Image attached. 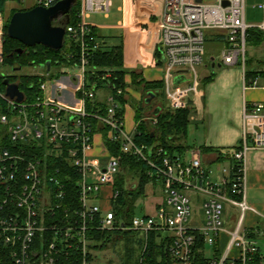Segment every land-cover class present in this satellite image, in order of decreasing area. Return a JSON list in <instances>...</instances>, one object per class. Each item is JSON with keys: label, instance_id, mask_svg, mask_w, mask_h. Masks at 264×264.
<instances>
[{"label": "built area", "instance_id": "built-area-1", "mask_svg": "<svg viewBox=\"0 0 264 264\" xmlns=\"http://www.w3.org/2000/svg\"><path fill=\"white\" fill-rule=\"evenodd\" d=\"M57 1L35 0L33 6L49 7ZM161 5L157 50L163 92L171 110L188 107L198 91L197 67L203 62L207 31L225 37L219 62L242 67L247 31L264 33V19L257 25L245 21V0H161ZM73 6V23L60 15L53 24L64 28L62 46L72 43L75 57L66 53L68 63L60 64L53 77L49 69L39 66L43 70L35 75L40 80L30 85L33 89L28 93L18 80L0 74L4 77L0 85V264H93L88 260V253L96 255L87 237L91 228L141 234L143 246L135 264H148L145 246L152 232L165 239L170 264H192L198 238L213 247L225 231L227 243L218 254L208 257L209 264H247L259 248L253 231L243 228L245 213L255 211L245 199L246 152L250 147L264 148V103L253 102L244 109L240 144L227 156V166L216 167L214 176L198 149H189L186 157L137 144L135 128L132 133L126 131L120 114L126 88L108 81L110 71L100 73L90 66L101 43L87 19L91 13L107 15L111 0H74ZM258 7L264 13V4ZM2 18L0 12V65ZM260 75L251 80L252 86ZM175 77L183 81L177 83ZM4 80L18 85L21 100L6 93ZM102 89L106 94L98 101L97 92ZM94 122L105 129L108 141L118 142L122 152L146 163L148 184L157 185L163 196L153 213L134 214L128 224L115 219L112 201L118 191L110 186L120 172L121 156L105 149L104 163L91 157ZM55 163L58 166H53ZM63 166L76 176L79 205L70 212L62 207L63 181L71 178ZM104 186L111 189L105 206L101 202ZM225 205L237 210L234 226L228 230L223 218ZM194 206L203 210V220ZM233 249L236 254L231 255Z\"/></svg>", "mask_w": 264, "mask_h": 264}, {"label": "crops", "instance_id": "crops-1", "mask_svg": "<svg viewBox=\"0 0 264 264\" xmlns=\"http://www.w3.org/2000/svg\"><path fill=\"white\" fill-rule=\"evenodd\" d=\"M123 6L118 7L122 11L123 18L118 21L122 27L123 35V69L126 71L124 81L126 86V102L123 108V125L126 131L133 132L136 126L134 109L127 106L130 96L133 95V101L140 102L144 105H149L153 99H156V92L150 98V102H144L148 97L141 99L140 91L145 82L160 81L163 76L162 62L158 60V41L160 29L158 27V19L161 13L162 5H150L141 3V0H122ZM161 1V0H160ZM33 7V6H32ZM31 8V7H29ZM208 66V65H207ZM246 68L240 64L226 65L221 64L220 67H215L214 70H209L207 67L199 72V87L197 93L191 100L192 109L188 115V128L191 127L194 131H199V126H203L202 130L203 141H199L190 146L194 149L199 147H210L211 150L202 152V162L210 168L212 163L226 165L229 163L227 156L240 144V138L243 131V111L253 102L264 103V85L260 84V80L264 81V74H261L257 79V85L252 86L251 80L256 76L253 72L258 70H247L249 73L245 75ZM211 76L208 82L204 79ZM134 79H142L143 82L135 83ZM183 80L181 79L180 82ZM179 82V83H180ZM135 84L139 89H134L131 92V86ZM103 89L97 92L98 101H102L104 95ZM132 93V94H131ZM164 94V92H163ZM163 98L164 95H163ZM167 105L166 99L164 100ZM160 107L159 105L152 106L144 118H151L153 109ZM130 110L129 123L126 124V109ZM97 130L94 134V146L90 151L91 157L99 163H104L106 159L105 147L103 143V127L97 124ZM187 128V133H188ZM188 135L186 134L185 141ZM200 150V149H199ZM217 150H220L221 159H218ZM187 152V151H186ZM186 152L183 154L186 156ZM216 169V168H215ZM213 174L212 176H214ZM149 185V184H147ZM109 192V187L102 188L103 199L102 205L107 203L106 197ZM160 192V197L154 198L153 201H147L146 209H151V213L155 211V207L162 201L163 196ZM245 199L248 205L254 208L255 211L248 210L244 215L243 228L253 231L252 237L255 239L259 255L264 261V148L250 147L246 152V173H245ZM226 208V209H225ZM237 216V210L230 205L224 206L223 218L226 230L234 226V221ZM228 235L225 231L218 236V243L215 247L220 250L225 247ZM212 254L215 253L214 246ZM216 248V249H217ZM205 253V251H204ZM218 254L219 251H216ZM231 255L236 254L233 249Z\"/></svg>", "mask_w": 264, "mask_h": 264}, {"label": "trees", "instance_id": "trees-1", "mask_svg": "<svg viewBox=\"0 0 264 264\" xmlns=\"http://www.w3.org/2000/svg\"><path fill=\"white\" fill-rule=\"evenodd\" d=\"M6 0H0V12L4 11V3ZM28 8H23L19 10H24ZM11 14L4 22V41H3V59L2 65L5 67H10L12 69L23 68L31 65L42 66L47 71L49 69V76L53 77L57 72L60 64L68 63V59L65 57L66 53H71L73 57L76 56V47L72 43L65 42L64 45L58 49L54 50L43 45H35L33 47H26L19 41L9 38L6 35V28ZM75 12L76 7H72L69 11L67 21L73 23L75 21ZM93 35L96 39L100 40L101 47L92 55L90 59V66L97 67L99 72H103L107 68H112L113 77L109 78L108 81L115 84L116 86L126 88L127 84L124 81L125 70L123 69V53L122 45H106L103 40H101V35L97 33L96 29L93 28ZM210 35L217 41L223 42L225 37L222 33H215L210 31ZM262 40V33L256 29H249L246 35V41L251 43L259 44ZM21 48L22 51L20 54L17 53V49ZM161 61L160 58H158ZM47 62L50 63L49 68L47 67ZM246 63V61H245ZM249 72L245 70V75L247 76ZM255 75L258 73L264 74V71L253 72ZM8 80H18L20 88L25 91V93L30 92L33 88H30V85L35 86L40 77L34 74L20 73V74H9L5 76ZM4 77L0 76V85H2V80ZM211 76L207 77L205 82L211 80ZM135 83L139 84L143 82L142 79L136 81ZM142 90L145 91H154L156 92V97L162 96L163 98V84L162 80L154 82H145ZM165 97V96H164ZM127 100L122 99L121 102L124 104ZM90 104H88L87 109L91 110ZM143 104L138 103L135 105V132L133 134L134 141L141 145H146L152 150L161 148L165 153L169 155L179 154L183 155L186 151L191 149L190 146L185 144V138L188 128V115L192 109V105L189 104L188 107L184 109L171 110L166 104L160 105L159 111L154 115L156 121L153 122L152 118H144L143 114ZM120 114H123V110L120 111ZM95 127L97 123L94 122ZM97 130V127L95 128ZM103 131V142L111 154H116L121 156L120 172L116 175L113 183L111 184V189L118 191V196L115 200L112 201L113 211L115 214L116 220H123L126 224L129 223L131 217L135 214V209L137 207L138 200L144 196L145 186L149 182L147 177V165L144 161L137 159L133 155L122 152L118 142H110L105 137V129ZM237 147H235L236 149ZM200 152H207L210 147H199ZM218 159H221L220 150ZM53 166H58L56 163ZM62 167V165H61ZM65 172L71 174V178L65 179L64 190L65 196L62 199L63 209H68L70 212L72 208L78 207V197H77V188L75 174L71 169L64 167ZM109 187V186H108ZM109 187V192H110ZM108 192V193H109ZM123 231L119 230H95L93 228L89 229L87 232V237L89 239V246L92 250L100 251L106 248L107 244L110 242L112 235L115 234L118 236ZM128 232V231H124ZM160 234L150 233L147 236V242L145 246V255L148 264H170L169 255L166 250L165 239L160 238ZM218 243V242H217ZM216 243V245H217ZM143 239L140 236L137 239L138 253L136 257H133L134 251L130 248H127L126 256H119L118 264H135L137 257L142 249ZM205 244L202 242L201 238H198L197 243L193 250V263L192 264H209V258L205 256ZM215 247L214 250L219 251L220 248ZM95 255L88 253L89 262L92 261L93 264H109V263H96ZM241 264V263H235ZM247 264H264L259 252L254 254Z\"/></svg>", "mask_w": 264, "mask_h": 264}, {"label": "rangeland", "instance_id": "rangeland-1", "mask_svg": "<svg viewBox=\"0 0 264 264\" xmlns=\"http://www.w3.org/2000/svg\"><path fill=\"white\" fill-rule=\"evenodd\" d=\"M35 0H6L4 3V12L2 13V27L4 28V22L5 19L8 18L9 14L13 10H19L23 8H29L32 7ZM141 3H148L150 5H159L161 3L160 0H141ZM258 4H264V0H245V21L249 24L257 25L261 23L264 19V13L261 8L258 7ZM123 6L122 0H111V7L107 15H105L104 12H96L91 13L90 17L87 19L90 24L94 26L97 33L101 35V40L105 42L106 45H119L123 43V35H122V27H120L118 24L119 20H122L123 13L122 11H119L118 7ZM160 6V5H159ZM121 28V29H120ZM257 30V29H256ZM262 33V40L259 42V44L256 45V43H251L247 41L246 43V53H245V61L244 67L246 70H258V71H264V33ZM205 42H204V48L205 53L203 56V62L197 67V71H201V69H207L211 70L210 67V60L209 58L211 56H214V59L216 62H219L218 55L220 54V51L222 49V42L215 40L211 35L210 32L207 31L205 35ZM123 53V48H122ZM208 65V66H207ZM215 69V68H214ZM40 70H43V68H40L37 65H31L27 67L20 68L17 71H13L10 67H5L3 65H0V74L8 75V74H20V73H27V74H37L40 72ZM106 70L110 71L111 78L113 77L112 72L114 71L112 68H107ZM126 72V71H125ZM260 84L264 85L263 79L260 80ZM131 86V92L134 89H139L135 84L129 85ZM105 91H103V94H105ZM141 95V99L145 98V91L138 90ZM132 94V93H131ZM134 96H130V100L127 103V106L130 107V109H135V105H138L140 102L133 101ZM166 98H162V96H158L156 99H153L149 105H144L143 102V114H146V110L148 111L151 109L152 106L155 105H163L165 104L164 100ZM130 110L129 108L126 109V124L129 123V117H130ZM190 125L188 128V137L185 142H187L188 145L192 146L194 145V142L196 141H203V130L202 125L199 126V131H194ZM189 156V151L186 152V157ZM217 167V163H212L210 165V169L212 170V174L215 173V168ZM160 189L157 185H146L145 186V193L144 196H142L138 202L137 207L135 209V215H143V214H149L151 213V209H146L145 204L147 201H153L154 198L160 197ZM226 206V205H225ZM196 208V206H194ZM197 209V208H196ZM226 209V208H225ZM198 211V216L201 220H203V210ZM141 236V234L133 231L128 232H121L118 236L115 234L112 235V238L110 242L107 244L106 248L100 251H96V257L95 262L96 263H109V264H118V258L119 256H126V250L127 248H130L134 251L133 257L131 256V259L136 257L138 253V247H137V239ZM212 255V248L211 246L205 247V256L210 257Z\"/></svg>", "mask_w": 264, "mask_h": 264}, {"label": "water", "instance_id": "water-1", "mask_svg": "<svg viewBox=\"0 0 264 264\" xmlns=\"http://www.w3.org/2000/svg\"><path fill=\"white\" fill-rule=\"evenodd\" d=\"M73 3L74 0H60L47 8L38 5L24 10H16L9 18L6 35L19 41L26 47L40 44L58 50L62 47L64 29L61 26H54L53 21L60 15H67ZM21 51V48L17 49L18 54ZM209 60L212 70L215 67L221 66L220 62H216L214 56H211ZM46 64L49 68L50 63L47 62ZM180 80V77H175V82L179 83ZM3 83L7 85L6 93L9 96H16L18 100L22 99L23 94L17 84H8L6 80ZM147 94L149 96L144 99V102L149 103L150 98L154 94L150 91ZM158 111L159 108L155 107L153 114H156Z\"/></svg>", "mask_w": 264, "mask_h": 264}, {"label": "bare ground", "instance_id": "bare-ground-1", "mask_svg": "<svg viewBox=\"0 0 264 264\" xmlns=\"http://www.w3.org/2000/svg\"><path fill=\"white\" fill-rule=\"evenodd\" d=\"M35 6H38V5H35ZM40 6V5H39ZM34 7V6H33ZM50 7V6H49ZM47 8V7H46ZM69 14V13H68ZM68 14L66 15L68 17ZM68 19V18H67ZM55 20V19H54ZM54 25V24H53ZM56 26V25H54ZM62 27V26H61ZM64 29V28H63ZM64 38V37H63ZM199 150V149H198ZM200 151V150H199ZM201 153V152H200Z\"/></svg>", "mask_w": 264, "mask_h": 264}]
</instances>
